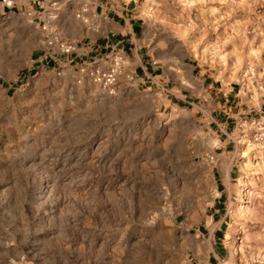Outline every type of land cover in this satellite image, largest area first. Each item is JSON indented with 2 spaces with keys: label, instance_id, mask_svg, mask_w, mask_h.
<instances>
[{
  "label": "rangeland",
  "instance_id": "1",
  "mask_svg": "<svg viewBox=\"0 0 264 264\" xmlns=\"http://www.w3.org/2000/svg\"><path fill=\"white\" fill-rule=\"evenodd\" d=\"M1 1L0 264H264V113L210 131L192 84L264 105V0H131L156 85L63 59L100 34L85 0Z\"/></svg>",
  "mask_w": 264,
  "mask_h": 264
},
{
  "label": "crops",
  "instance_id": "2",
  "mask_svg": "<svg viewBox=\"0 0 264 264\" xmlns=\"http://www.w3.org/2000/svg\"><path fill=\"white\" fill-rule=\"evenodd\" d=\"M1 2L3 11L9 13L12 4L5 0ZM84 3L85 6L90 7L92 16L100 23L98 30L100 34L94 38L87 50L71 52L63 59L68 63L82 59L98 61L107 57L106 53L113 54L114 51H117V54L124 60H134L138 57V60L141 61L140 64L137 62L131 63L129 68L135 74V77L138 78V82L156 85L159 69L154 62H150L144 57V45L139 42L143 37L144 21L138 9H136V5L131 0H115V2L109 0H85ZM107 26L110 27L109 31ZM69 57L71 59H68ZM81 63L85 62L82 61ZM45 64L49 63L45 61ZM208 78V75L204 76L199 73L192 84L195 90L201 88L209 99L216 100L213 102L211 111L208 114L206 113L207 115H200V117H205L208 120L210 131L215 130V132L220 134H227L233 122L242 114L264 113V105L260 106L258 110L250 107L244 109L243 101H237L236 97L238 94L235 92L234 87L218 86ZM183 101L185 102L181 96H173L167 100V105L174 112H177L180 109V102ZM245 116L261 117L262 115Z\"/></svg>",
  "mask_w": 264,
  "mask_h": 264
},
{
  "label": "bare ground",
  "instance_id": "3",
  "mask_svg": "<svg viewBox=\"0 0 264 264\" xmlns=\"http://www.w3.org/2000/svg\"><path fill=\"white\" fill-rule=\"evenodd\" d=\"M229 168V167H228ZM230 169V168H229ZM225 170H227V169H225ZM226 178L228 179L229 178V170L227 171V174H226ZM243 185H244V183H242ZM242 190V192L244 191V189H241Z\"/></svg>",
  "mask_w": 264,
  "mask_h": 264
}]
</instances>
